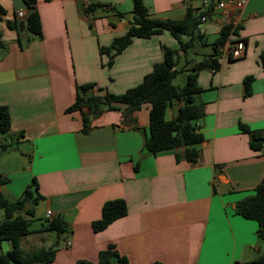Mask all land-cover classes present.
<instances>
[{
	"label": "crops",
	"instance_id": "obj_1",
	"mask_svg": "<svg viewBox=\"0 0 264 264\" xmlns=\"http://www.w3.org/2000/svg\"><path fill=\"white\" fill-rule=\"evenodd\" d=\"M203 1L141 0L149 17L161 20H181L188 8L201 13ZM211 1L226 7L213 10L210 21L199 27L205 44L216 40L224 17L236 26L244 54L226 57L216 72L203 69L197 74L201 91L195 101L203 114L195 125L203 141L190 162L183 148L145 153L147 104L131 117L124 115L123 105L90 116L86 132L80 112H66L77 96L86 100L122 94L162 62L161 46L178 48L168 32L133 39L108 66V56L100 49L129 29L133 0H35L40 37L25 26L21 32L9 28L16 12L27 10L21 0H0V106L7 108L8 132L23 166L0 170V177L7 179L1 193L16 202L35 179L44 218L50 211L67 228L60 237L37 232L22 238L25 254L55 243L48 264H97L99 253L110 246L127 264H255L264 251L257 223L234 209L253 195L264 175V140L255 152L240 130L245 126L264 138V0H249L240 11L230 0ZM90 3L99 7L87 13ZM200 52L198 45L187 59L202 60ZM247 77L252 81L245 95ZM178 105L167 108L166 120L174 117ZM111 200L124 201L126 215L94 232L92 223ZM24 239L35 242L31 250L22 248ZM8 249L10 244L3 243L0 252ZM110 264L118 263L114 259Z\"/></svg>",
	"mask_w": 264,
	"mask_h": 264
},
{
	"label": "trees",
	"instance_id": "obj_2",
	"mask_svg": "<svg viewBox=\"0 0 264 264\" xmlns=\"http://www.w3.org/2000/svg\"><path fill=\"white\" fill-rule=\"evenodd\" d=\"M21 2L27 10L25 18L19 19L15 14V19L11 22L8 21L7 26L11 29H18V23L23 21L31 34L40 37L41 27L39 16L34 8L35 0H21ZM98 7V3H90L85 8V12L91 13ZM3 13V9L0 8V15ZM132 13V22L125 34L113 40L108 48L100 49L101 55L108 56V66L111 65L113 57L129 45L133 39H149L168 32L177 40L178 48L171 49L161 46L162 62L155 64L140 83L122 94L93 95L86 100L77 96L75 102L66 109V112H80L84 132H86L90 116L96 118L104 110H116L118 105H123L126 107L124 115L127 114L131 117L141 105L147 104L150 109L148 135L144 139L145 153L154 156L164 150L183 148L185 158L193 162L198 155L195 146L203 141V136L196 130L195 125L196 120L203 114L202 106L195 101L196 95L201 91L197 85V74L203 69L215 72L219 70L218 49L224 45L231 33L236 34V27L232 29L230 25L221 26L218 37L210 44L211 53L202 60L192 63L187 57L195 54L198 45L201 47L205 44V36L201 34L199 27L202 25L201 17L204 16L207 19L211 17L210 10L205 9L196 14L188 8L181 20H161L150 18L141 0H133ZM181 36H186L187 40L182 41ZM0 47H2L1 33ZM181 58H184V61L182 66L178 67ZM187 65L190 66L185 69ZM183 71L187 73L186 79L184 85L179 87L173 84V80L177 74ZM251 81L252 77L244 79L245 95L250 93ZM89 87L88 85L83 86L82 91H86ZM174 103L179 104L176 114L172 119L166 120L165 112ZM9 126L7 108L0 106V131L8 132ZM240 130L249 136L250 148L255 152H260L264 140L263 133L251 131L245 126H241ZM6 149V145H0V152ZM5 183H7V179L0 177V211L3 213V219L0 220V247L7 242L10 244V249L0 252V264H48L52 262L56 252L55 243L48 249L39 248L25 254L20 247V240L37 232H54L60 237L67 230L65 222L59 217L51 220L45 219V223L39 228H31V220L35 217V206L41 200L36 180L32 179V184L24 189L23 198L16 202L7 201L1 193V187ZM234 210L242 218L257 223V237L264 243V175L255 187L253 195L236 203ZM126 213L127 208L124 201H107L101 208L100 219L92 223V230L94 232L103 231L115 220L124 217ZM114 259L118 264H127V260L119 256L112 246L99 253L97 264H110ZM254 263L264 264V251ZM76 264L91 263L78 261Z\"/></svg>",
	"mask_w": 264,
	"mask_h": 264
},
{
	"label": "rangeland",
	"instance_id": "obj_3",
	"mask_svg": "<svg viewBox=\"0 0 264 264\" xmlns=\"http://www.w3.org/2000/svg\"><path fill=\"white\" fill-rule=\"evenodd\" d=\"M175 41H177L176 39H174ZM200 55L198 54V56L202 59L205 58L206 56H208L211 53V47L210 44H204L202 47H200ZM186 72H180L179 74H177V76L174 78L173 80V84L181 87L184 85L185 83V79H186ZM1 144H6L7 145V149L5 151H1L0 152V170L2 168L9 166L10 169H19L22 166V162L20 160V162L18 161V156H19V152L17 151V144H16V140L15 138L12 137V135L9 132H1L0 131V145ZM9 199V198H8ZM10 201V200H9ZM11 202V201H10ZM36 210L38 211V213H36L35 217L32 218L31 220V228L33 229H37L39 228L42 224L45 223V218H44V209L40 208L39 205L35 206ZM3 219V213L2 211H0V220ZM50 234L52 236H54V232H50ZM36 235H32L30 238H34ZM35 242H33L34 244ZM33 244H29L27 243V239H24L23 243H22V248L27 251V250H31V247H33Z\"/></svg>",
	"mask_w": 264,
	"mask_h": 264
},
{
	"label": "built area",
	"instance_id": "obj_4",
	"mask_svg": "<svg viewBox=\"0 0 264 264\" xmlns=\"http://www.w3.org/2000/svg\"><path fill=\"white\" fill-rule=\"evenodd\" d=\"M248 1L249 0H230V5L234 8V10L240 11L247 4ZM201 4L204 10L207 9L210 10L211 12L213 10H222L225 9L226 7V4L223 2H214L211 0H204ZM16 17L19 19H23L25 18V13L18 11L16 12ZM210 18L207 19L204 16L201 17L202 24L210 21ZM219 23L221 24V26L230 25L232 29L236 27L234 24L228 23L224 17H221L219 19ZM218 53L219 54L217 56V64L219 65V67H221L226 57L230 59H238L243 56L244 42L240 38H237L235 35L231 33L227 41L224 43V45L219 47ZM211 71L215 72L213 70ZM46 219L48 220L52 219V213L50 211H47Z\"/></svg>",
	"mask_w": 264,
	"mask_h": 264
},
{
	"label": "water",
	"instance_id": "obj_5",
	"mask_svg": "<svg viewBox=\"0 0 264 264\" xmlns=\"http://www.w3.org/2000/svg\"><path fill=\"white\" fill-rule=\"evenodd\" d=\"M24 22L23 21H20L19 23H18V31L19 32H21L23 29H24ZM91 118V117H90Z\"/></svg>",
	"mask_w": 264,
	"mask_h": 264
}]
</instances>
